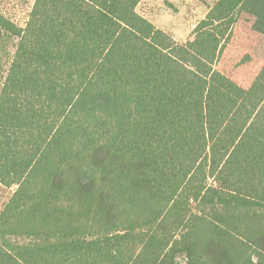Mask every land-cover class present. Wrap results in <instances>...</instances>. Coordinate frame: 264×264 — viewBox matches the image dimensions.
I'll use <instances>...</instances> for the list:
<instances>
[{
    "label": "trees",
    "instance_id": "obj_1",
    "mask_svg": "<svg viewBox=\"0 0 264 264\" xmlns=\"http://www.w3.org/2000/svg\"><path fill=\"white\" fill-rule=\"evenodd\" d=\"M140 2L0 9V264H264V0Z\"/></svg>",
    "mask_w": 264,
    "mask_h": 264
},
{
    "label": "rangeland",
    "instance_id": "obj_2",
    "mask_svg": "<svg viewBox=\"0 0 264 264\" xmlns=\"http://www.w3.org/2000/svg\"><path fill=\"white\" fill-rule=\"evenodd\" d=\"M217 0H141L137 12L176 43H183ZM34 0H0L1 11L24 27ZM0 185V210L13 190Z\"/></svg>",
    "mask_w": 264,
    "mask_h": 264
}]
</instances>
